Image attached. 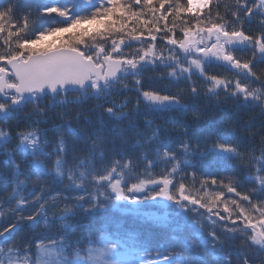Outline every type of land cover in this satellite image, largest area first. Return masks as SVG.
Returning <instances> with one entry per match:
<instances>
[{
	"label": "snow or ice",
	"instance_id": "snow-or-ice-1",
	"mask_svg": "<svg viewBox=\"0 0 264 264\" xmlns=\"http://www.w3.org/2000/svg\"><path fill=\"white\" fill-rule=\"evenodd\" d=\"M261 65L264 0H0V264H264ZM149 71L185 87L145 90ZM129 83L132 112L115 100ZM185 97L179 139L136 123L141 103L188 113ZM112 210L156 231L73 237Z\"/></svg>",
	"mask_w": 264,
	"mask_h": 264
},
{
	"label": "trees",
	"instance_id": "trees-1",
	"mask_svg": "<svg viewBox=\"0 0 264 264\" xmlns=\"http://www.w3.org/2000/svg\"><path fill=\"white\" fill-rule=\"evenodd\" d=\"M264 67V65H261ZM210 73H216L219 75L231 76L232 72L228 71L223 67L212 66L208 69ZM162 71H149L146 72L143 76L142 87L145 90L156 89L162 93H177L185 85H176L174 82H171L167 78L161 79ZM140 99L139 94L134 90L131 83H129V88L126 90L120 91L119 94L115 95V100L117 103H122L125 100L128 103V107L124 110L126 112H132L137 106V101ZM184 103L189 105L188 113L183 112H165V113H154L150 109L144 107L143 103L140 104V113L136 118V123L143 130L145 119H152L154 121V127L159 126L162 130V138L171 137L173 139H179L181 136V125L191 123V108L192 102L188 97H185ZM97 102L89 101L84 106V110L87 112L91 109ZM197 107L201 110H206L209 113L217 112L214 102L206 101L203 97L200 101L196 103ZM227 108L232 113H238L243 117V122L249 121L251 118H255V123L258 126L260 124V117L258 112H249L242 106H237L229 103ZM218 119V116L215 118ZM58 123V121H57ZM126 126V125H125ZM200 127L205 131V134L219 132L222 136H230L235 128L236 131H239L240 125L235 126H226L224 128H219L218 125L214 122H205L200 124ZM258 130V128H257ZM150 134V133H149ZM259 144V139L257 138L254 142H249L245 147L255 148ZM3 158L0 157V170L3 169L2 164ZM214 171H219L218 168H213ZM159 171V169H157ZM229 173L235 171V168H230ZM72 228L70 231L73 233L74 238H79L82 242L87 243L88 239H97L104 234L105 229L109 232L115 231L117 229L127 230L130 234L134 235L139 239L149 238L154 231L155 227L149 223H145L139 218L133 216L122 215L117 211H110L108 218L105 217H95L88 218L85 216H77L74 220L70 221ZM47 243V241H46Z\"/></svg>",
	"mask_w": 264,
	"mask_h": 264
}]
</instances>
